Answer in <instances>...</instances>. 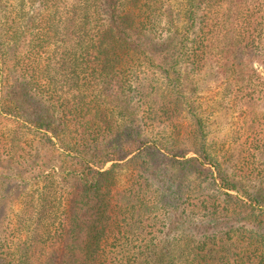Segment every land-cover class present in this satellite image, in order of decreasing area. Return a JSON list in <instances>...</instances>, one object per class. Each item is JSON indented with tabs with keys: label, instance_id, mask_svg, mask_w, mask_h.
Wrapping results in <instances>:
<instances>
[{
	"label": "trees",
	"instance_id": "obj_1",
	"mask_svg": "<svg viewBox=\"0 0 264 264\" xmlns=\"http://www.w3.org/2000/svg\"><path fill=\"white\" fill-rule=\"evenodd\" d=\"M169 3L0 0L2 264H264V0ZM206 69L236 150L186 93Z\"/></svg>",
	"mask_w": 264,
	"mask_h": 264
},
{
	"label": "rangeland",
	"instance_id": "obj_2",
	"mask_svg": "<svg viewBox=\"0 0 264 264\" xmlns=\"http://www.w3.org/2000/svg\"><path fill=\"white\" fill-rule=\"evenodd\" d=\"M170 8L172 16L175 20V28L181 29L184 26V12L186 3L185 0H170ZM259 71L264 75V68L258 63L255 64ZM187 91L186 93L196 94L198 102L202 105V111L209 115L210 117V141H215L220 147H225L228 150H236L237 142L234 141L235 136L242 133V136L245 137V130L243 128L245 123L241 120L239 112L237 109L230 106H220L218 104L219 94L221 90L219 89L218 83H216L214 78L213 70L206 69L203 73L193 74L186 81ZM202 97V99H200ZM218 99V100H217ZM188 120V119H187ZM241 120V121H240ZM1 129H7L14 126V123L10 120L0 118ZM237 155V154H234ZM57 162V161H56ZM10 167L6 163H0V196H7L10 202L4 204L0 218L3 217L4 213L12 214V216L19 210L18 201L16 197L17 191H13L12 198H10L11 190L17 188V184L22 185L21 180H17L10 185ZM127 177V176H126ZM126 177H123V180L120 182V185L123 186L124 183L127 184ZM5 186H7L5 188ZM237 194V191H234ZM0 264H2L0 262Z\"/></svg>",
	"mask_w": 264,
	"mask_h": 264
}]
</instances>
